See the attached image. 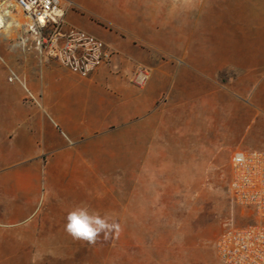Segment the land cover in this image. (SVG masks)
<instances>
[{
  "label": "crops",
  "instance_id": "obj_1",
  "mask_svg": "<svg viewBox=\"0 0 264 264\" xmlns=\"http://www.w3.org/2000/svg\"><path fill=\"white\" fill-rule=\"evenodd\" d=\"M64 1L73 5L67 24L100 39L114 56L111 65L82 78L43 58L33 39L23 49L2 45L40 107L25 104L22 94L0 91V235L52 206L76 207L92 186L128 172L138 177L144 163L165 160L172 128H191L179 134L195 135L196 119L204 112L211 119L202 103L216 96L227 68L249 80L252 65L264 67V58L251 59L264 51H218L214 61L198 56L199 19L216 14L203 0ZM234 24L243 33L251 30L249 22ZM179 54L192 55L193 63L166 60ZM138 67L150 73L141 89L132 83ZM5 80L0 69V88ZM255 102L264 111V102Z\"/></svg>",
  "mask_w": 264,
  "mask_h": 264
},
{
  "label": "rangeland",
  "instance_id": "obj_2",
  "mask_svg": "<svg viewBox=\"0 0 264 264\" xmlns=\"http://www.w3.org/2000/svg\"><path fill=\"white\" fill-rule=\"evenodd\" d=\"M203 1L216 14L199 19V57L214 61L218 51H264V0ZM234 22H249L251 30L247 26L243 33ZM21 35L15 32L9 39L0 31V69L6 75L0 91L22 94L25 104L40 107V98L19 73L20 81H9L12 67L2 45L21 47ZM261 58L252 55V64ZM192 59L189 54L166 57L181 67ZM237 70L227 68L216 96L202 103L205 111H212L211 119L205 112L196 119L197 134H179L194 132L191 128H172L176 134L165 160L144 163L138 177L128 172L92 186L83 202L75 204L115 220L119 228L107 239L101 236L94 244L73 239L65 231L73 208L52 206L30 224L0 235V264H225L216 251L219 235L231 222H251L229 194L231 158L239 149L264 150V111L255 102H264V67L252 65L249 80ZM246 107L252 109L250 115L244 114Z\"/></svg>",
  "mask_w": 264,
  "mask_h": 264
},
{
  "label": "built area",
  "instance_id": "obj_3",
  "mask_svg": "<svg viewBox=\"0 0 264 264\" xmlns=\"http://www.w3.org/2000/svg\"><path fill=\"white\" fill-rule=\"evenodd\" d=\"M71 8L64 0H0V31L16 29L24 35L21 47L33 39L43 58L87 78L99 67L111 65L114 53L97 37L67 24ZM149 78V71L138 67L132 83L141 89ZM15 80L20 81L11 69L9 81ZM231 167V200L247 211L251 222L227 224L216 241L217 255L225 264H264V150L235 151Z\"/></svg>",
  "mask_w": 264,
  "mask_h": 264
},
{
  "label": "clouds",
  "instance_id": "obj_4",
  "mask_svg": "<svg viewBox=\"0 0 264 264\" xmlns=\"http://www.w3.org/2000/svg\"><path fill=\"white\" fill-rule=\"evenodd\" d=\"M119 228L115 220L108 215H101L88 206H76L66 217L65 231L75 240L94 244L103 236L107 239L113 230Z\"/></svg>",
  "mask_w": 264,
  "mask_h": 264
},
{
  "label": "bare ground",
  "instance_id": "obj_5",
  "mask_svg": "<svg viewBox=\"0 0 264 264\" xmlns=\"http://www.w3.org/2000/svg\"><path fill=\"white\" fill-rule=\"evenodd\" d=\"M4 31H5L6 36L10 39L13 36V34L15 33L16 29L11 28L9 26V28L6 27Z\"/></svg>",
  "mask_w": 264,
  "mask_h": 264
}]
</instances>
